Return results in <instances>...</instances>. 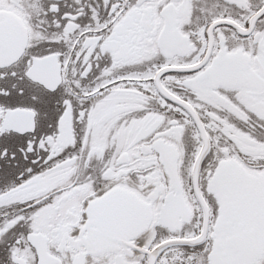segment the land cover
Masks as SVG:
<instances>
[{"label":"snow or ice","instance_id":"1","mask_svg":"<svg viewBox=\"0 0 264 264\" xmlns=\"http://www.w3.org/2000/svg\"><path fill=\"white\" fill-rule=\"evenodd\" d=\"M0 264H264V0H0Z\"/></svg>","mask_w":264,"mask_h":264}]
</instances>
